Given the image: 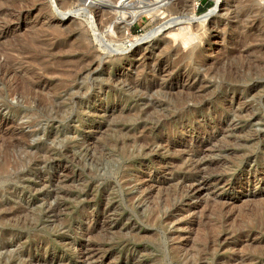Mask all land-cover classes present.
Segmentation results:
<instances>
[{
    "label": "rangeland",
    "instance_id": "1",
    "mask_svg": "<svg viewBox=\"0 0 264 264\" xmlns=\"http://www.w3.org/2000/svg\"><path fill=\"white\" fill-rule=\"evenodd\" d=\"M57 1L16 0L13 31L0 24V66L14 69H0V91L40 77L37 94L52 99H0V264H264L263 55L253 17H238L246 0H188L164 19L148 16L164 2L126 1L124 52L83 2ZM179 31L201 37L185 49ZM169 42L200 58L177 62ZM181 86L195 89L178 108ZM145 109L161 122L153 132L114 133Z\"/></svg>",
    "mask_w": 264,
    "mask_h": 264
},
{
    "label": "bare ground",
    "instance_id": "2",
    "mask_svg": "<svg viewBox=\"0 0 264 264\" xmlns=\"http://www.w3.org/2000/svg\"><path fill=\"white\" fill-rule=\"evenodd\" d=\"M74 0H58V6H60V10L62 11H66L67 8L69 7L70 4H72ZM77 2L79 1L80 2H83L86 6V11L88 13V15H90V19L94 22L95 24V27L97 29V31H99L101 34H103V31L105 29H112V35H108V36H103V37H108L109 40H111L110 42L111 43H120V44H123L124 43V40L126 39L125 35L123 34L122 32V26H124V28L126 29V26H128L129 28V25H127L128 22L132 21V19L134 18V12H130V13H127V12H123L122 10L124 8H127L125 7V2L128 1L130 2L129 0H76ZM56 2V1H55ZM135 2V1H134ZM141 3V1H139ZM152 2L156 3V4H159V3H162L160 6H157L155 8V10L150 11V13H148V16H150L151 18H155L157 16V14L159 13L160 15H162L163 19L164 18H170L172 17L173 15H176L178 13H176V6L178 7L179 4H188V0H180V1H176V0H152ZM219 0H216V3H218ZM246 4H242L240 5V8H239V11H238V17L240 16L241 18L243 17H246V16H251L253 17L252 18V22L255 23L256 25L254 26V28H252V31H254V33H258L257 35L254 36V38H251L252 40H254L255 42H260V45L257 46L256 48L259 50L258 52H262L261 54L263 55L262 57V68H261V72L264 73V7H262L259 3H256L255 1H252V0H246L245 1ZM125 3V4H124ZM133 3V2H132ZM137 3V2H136ZM56 5V4H55ZM83 6V4H82ZM155 6V4H154ZM84 7V6H83ZM188 7V6H187ZM71 8V7H70ZM130 8V7H129ZM139 8V7H138ZM136 9V8H135ZM142 9V8H141ZM183 9H184V6H183ZM82 10V9H81ZM126 10V9H125ZM130 10V9H129ZM152 10V9H151ZM167 11V12H170V15L169 16H164L166 15L165 12H161L160 11ZM182 10V9H181ZM212 10V9H211ZM189 11V10H188ZM185 12V11H184ZM64 13V12H63ZM187 17L188 19L192 20V17L194 16V11L192 9H190V11L187 13ZM23 15L22 11L21 10H18L16 8V0H0V24H2L1 26H4L3 29L5 30H8V31H13L14 28H12L11 24L14 20H19L20 17ZM68 16V14L66 13L65 15L62 16V19L64 20L66 17ZM157 18V17H156ZM161 18V19H162ZM179 19V17H178ZM175 20V19H174ZM170 21V20H169ZM83 23H81L82 25ZM164 24V23H163ZM169 24V23H168ZM242 24V22H241ZM93 25V24H92ZM78 26V25H77ZM89 26V25H88ZM161 28V26H159ZM158 27V28H159ZM252 27V26H251ZM158 28L156 29H153L151 31H149L147 34H145L144 36H141L140 39H137L135 41H140V43L142 42L141 40H146V39H150L154 36H156V34L159 32ZM1 29V30H3ZM91 29V28H90ZM94 30V29H93ZM81 31L84 32L83 29H81ZM92 31V30H91ZM127 31V30H126ZM83 32H81V35L82 37L84 38V35H83ZM128 34V33H127ZM3 35V33L1 34L0 33V36ZM192 36V35H190ZM201 37L200 35L198 37H189L186 33H184V31H179V32H176L174 33V35L171 37L172 38V42L175 44V42L177 43H181L184 48L185 47H188L191 45L192 42H195L196 38H199ZM253 37V36H252ZM259 37V38H258ZM38 38V37H37ZM170 38V37H169ZM261 38V39H260ZM50 39V38H49ZM51 40V39H50ZM262 41V42H261ZM31 45H37L35 44L34 41H31ZM136 42H134L133 44H135ZM171 42H169V44L167 45L168 47V50H171V53L176 56V61L177 62H182L186 59H192V60H197L198 58H200V55L202 53V49L201 48H193L191 47L186 53H182L178 48L177 49H172V46L170 45ZM132 44V43H130ZM137 44V43H136ZM135 44V45H136ZM139 44V42H138ZM137 44V45H138ZM180 44V45H181ZM40 45V44H38ZM134 45V46H135ZM176 45V44H175ZM173 45V46H175ZM193 45V44H192ZM125 45L123 44L122 46H120L119 48H116L117 50L119 51H122L123 50V47ZM131 46V45H130ZM33 47V46H32ZM31 47V48H32ZM35 47H39V46H35ZM41 47V46H40ZM104 50H106L108 47L105 46H101ZM132 47V46H131ZM131 47H128V48H131ZM183 48V47H182ZM33 49H35L33 47ZM102 49V50H103ZM125 49V48H124ZM186 49V48H185ZM12 51H14L15 49H11ZM19 50H21V48H19ZM39 50V49H38ZM61 50V49H60ZM116 50V51H117ZM47 51V50H46ZM257 51V50H256ZM15 52V51H14ZM18 52V51H16ZM44 52V51H43ZM124 52V50L122 51ZM255 52V51H254ZM45 53V52H44ZM121 54V53H120ZM17 55H20V54H17ZM127 55V54H125ZM258 56V55H256ZM175 58V57H174ZM251 61V60H250ZM83 63H86L87 61L83 60L82 61ZM248 63H251V62H248ZM90 64V63H89ZM88 64V65H89ZM253 65V64H252ZM90 66H87V65H83L80 69H83V68H86V69H89ZM4 69V71L9 74V73H12L14 72V69L11 67L10 63H9V60L6 61L5 63H3L2 67L0 66V69ZM69 69V68H68ZM78 69V68H77ZM253 71H257L254 67L252 68ZM246 70V68H245ZM242 71V70H241ZM252 71V72H253ZM78 72H75L74 74L71 75V79L72 80H75L76 78V75H77ZM166 73L164 70L160 69L159 70V73H157L156 77H161L162 74ZM168 73V72H167ZM63 74V73H62ZM258 74V73H257ZM66 76V75H65ZM164 76V75H163ZM37 77V76H36ZM234 78V76H233ZM135 79V78H134ZM35 80V79H34ZM130 81V80H129ZM128 81V82H129ZM17 82V81H16ZM171 82V81H170ZM167 83V87L170 88L171 86V83ZM202 82L198 81V84H200ZM41 84L42 81L40 79V77L37 78L36 81L34 82H29L27 84H16V85H12V86H9L7 87V89H3V91H0V99H4L5 97L6 98H9V97H16L18 100V102H23L25 104H28V103H34L37 108H42V109H47L49 105H51L52 103V99L51 100H42L43 98H41V96H39L37 94V91L41 90ZM130 85H136L138 84L136 81L134 80H131V82L129 83ZM155 85L157 86V83H152L148 86V89L149 90H152ZM140 86V85H139ZM195 86V85H194ZM194 86H189V87H180V90L183 92L182 89H187L186 93H184L185 96L179 98L177 100V104H178V108H182V106H184V103L185 101L188 103L187 101V96L189 94H192L191 89H195ZM199 86V85H198ZM159 87V86H158ZM172 87V86H171ZM196 87V86H195ZM135 88V87H134ZM167 88V89H168ZM177 88V87H176ZM138 89V88H137ZM199 90V89H198ZM162 91V90H161ZM190 92V93H189ZM48 93V92H47ZM189 93V94H187ZM49 94V93H48ZM197 95V94H196ZM178 96V95H177ZM193 98V94L191 95ZM48 98V97H47ZM46 98V99H47ZM15 99V100H17ZM199 99V98H198ZM197 99V100H198ZM45 103L46 104L44 106H42L41 103ZM200 103V101H199ZM55 104V103H54ZM153 104L151 103V106L152 107ZM149 107V108H150ZM60 108V106H59ZM51 109V108H50ZM148 109V108H147ZM141 110V111H137L135 114H127V116H121V119L119 120L120 121V124H114V128L116 130V134H121V133H137V132H144V131H154V128L156 126H160L161 125V122L159 123V120H153V118L149 117L148 115V111L149 110ZM151 111V110H150ZM56 112H58L56 110ZM61 112V111H60ZM151 113V112H150ZM158 117V116H157ZM141 122L140 126L137 125V123ZM165 123V122H164ZM181 126V125H180ZM132 127V128H130ZM123 128V129H122ZM112 131V130H111ZM152 131V132H153ZM140 134V133H139ZM153 141V140H152ZM116 144L117 143H120L122 146H125V141L124 140H120L119 137H117L116 139ZM135 144L137 141L134 140L133 141ZM148 143V142H147ZM139 144V143H138ZM158 144V143H157ZM130 145V144H129ZM121 146V147H122ZM141 146V148H140ZM150 146L151 144H149V147L147 144H139L138 147L140 149L142 148H147V149H150ZM128 147V146H127ZM169 147V146H168ZM152 148V147H151ZM166 149V147H164ZM155 150V149H154ZM209 163V162H208ZM207 166L206 162L204 163V161L202 160H198V162H196L195 166L192 168L193 170H195V173H196V176H200L202 175L203 171L205 170V166ZM187 166V164H186ZM188 167V166H187ZM189 169V167H188ZM185 171V170H184ZM187 171V170H186ZM206 171V170H205ZM206 173V172H205ZM204 177V176H202ZM206 177V176H205ZM209 178V177H208ZM201 179V178H200ZM215 179V178H214ZM137 180V179H136ZM135 180V181H136ZM139 180V179H138ZM199 180V179H198ZM203 180V179H201ZM141 182V180H140ZM146 186V185H145ZM149 187V186H148ZM189 190L188 192L192 194V192L194 191L195 193L193 194H196L197 191H195V187L194 185H190L189 187ZM141 189V188H140ZM145 189V187H144ZM147 189V188H146ZM149 189V188H148ZM186 190V191H187ZM142 191V190H141ZM140 191V192H141ZM147 191V190H146ZM187 192V193H188ZM188 193V194H189ZM148 196V195H147ZM187 196V195H186ZM167 198V197H166ZM163 203V202H162ZM168 204V203H166ZM161 206V205H160ZM174 207V206H173ZM163 208V207H162ZM168 208V207H167ZM154 209V208H153ZM155 210V209H154ZM159 213V212H158ZM155 216V215H154ZM170 217V216H169ZM200 250V249H199ZM198 250V251H199ZM182 254V253H181ZM180 254V255H181ZM187 254V253H186ZM185 254V255H186ZM184 255V254H182ZM188 255V254H187ZM195 255V253H194ZM178 256V254H177ZM190 258H193L194 256H190L188 255ZM196 256V255H195ZM181 258V257H180ZM189 259V258H188ZM187 260V259H185ZM192 261V260H191ZM179 262V261H178ZM197 262V261H196ZM192 263V262H191ZM198 263V262H197ZM182 264V263H181Z\"/></svg>",
    "mask_w": 264,
    "mask_h": 264
}]
</instances>
